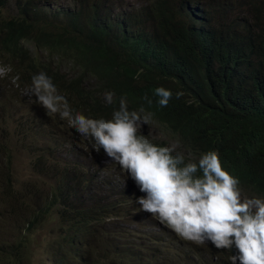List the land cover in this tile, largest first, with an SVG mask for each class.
<instances>
[{"label":"trees","instance_id":"trees-1","mask_svg":"<svg viewBox=\"0 0 264 264\" xmlns=\"http://www.w3.org/2000/svg\"><path fill=\"white\" fill-rule=\"evenodd\" d=\"M191 1L214 5L222 14L206 13L208 22L194 19L186 10ZM117 4L118 0H0V64L7 70L6 85L8 80L12 94L17 86L31 87L33 76L44 72L67 99L73 114L111 119L123 97L130 111L147 115L173 136L186 156L200 157L215 150L222 166L238 178L241 189L264 193V0H150L128 8L115 7ZM228 23L234 25L230 32L218 26ZM208 25L215 37L205 36L207 30L201 32ZM222 46L231 59H243L242 66L248 69L213 62L214 52H220ZM36 49L68 57L74 74L54 68L48 55L44 59L45 54L39 55ZM76 68L83 74L77 76ZM89 74L98 79L97 87L83 82ZM159 86L173 93L166 107H161L154 95ZM109 92L113 94L111 104L99 95ZM177 92L183 95L176 98ZM145 95L151 104L143 99ZM41 111L79 136L58 114L49 116L45 109ZM35 123L28 120L29 130ZM20 125L24 128L25 124ZM42 132L45 135V127ZM140 134L154 144L168 146L147 133ZM52 136L56 142L58 137ZM53 146L42 148L33 162L39 180L35 181L42 189L37 187L31 193L32 204L26 205L28 234L23 235V222L15 224L14 233L20 229L15 235L21 237L13 243L5 239L6 231L0 232V264L22 263L34 238L33 230L44 227L52 214L60 218L54 226L55 237L44 238V242L57 247L53 264H182L165 250L154 249L145 233L132 232L121 249L116 239L109 242L101 238L90 212L96 209L106 221L116 211L113 200L109 195L106 204L84 207L89 186L79 171L81 166H75L78 171L74 172L67 167L63 170ZM47 154L55 163L45 160ZM118 172H122L120 168ZM41 176L51 177L53 182L46 186ZM9 196L17 198L11 193L5 195L6 200ZM3 219L1 216L0 226ZM120 219L123 216L113 223L118 233H125ZM64 224L77 227L76 233L89 227L90 234L75 242L69 240L74 237H67V231L56 235ZM205 243L200 248L209 256L199 264H217L218 260L231 264L230 257L239 254L235 245L217 249L211 242ZM11 244L13 249L8 252ZM130 246L144 250L147 262L138 261ZM212 257L217 260L208 259Z\"/></svg>","mask_w":264,"mask_h":264},{"label":"clouds","instance_id":"clouds-1","mask_svg":"<svg viewBox=\"0 0 264 264\" xmlns=\"http://www.w3.org/2000/svg\"><path fill=\"white\" fill-rule=\"evenodd\" d=\"M115 7L122 6L117 4ZM214 7L201 6L191 1L186 10L193 14L194 19L208 22L206 13L222 14ZM218 26L225 31L229 28L228 32L234 29V25L230 27V23ZM205 31V36H214L210 25L201 30ZM212 57L213 62H223L231 69H248L242 66L243 59H231L224 46L217 54L214 52ZM3 69L5 74L2 86H5L7 70ZM8 83L7 80V86ZM30 91L47 115L58 114L81 135L93 137L94 143L99 145L97 150L103 148L106 157L115 162V170L120 168V175L124 176L125 172L129 176L126 184L119 179L103 190L107 194L106 203L110 195L116 210L125 209L124 219L121 220L123 222H119L125 223L126 230L125 233L122 231L117 241L120 249L128 235L137 232L147 234L154 249L165 250L171 258L182 264H199L209 256L200 248L205 242H211L217 249H232L235 245L239 254L230 257L231 264H237V260L240 264H264V193L241 189L238 178L222 166L217 151L209 150L200 157L192 154L186 156L177 151L176 144L160 146L151 142L148 136L138 135L142 123L149 124V117L130 111L123 97L111 119H105L91 118L80 112L73 114L67 99L58 93L52 78L44 72L33 76ZM154 95L158 97L157 103L166 107L173 93L170 89L159 86L154 89ZM175 95L179 98L183 93L177 92ZM143 99L148 104L152 103L147 95ZM105 101L108 104L113 102L111 92L106 93ZM53 135L58 137L52 144L60 163L65 158L67 168L77 170L75 166L80 165L79 171L92 166L87 162L82 165L78 160L68 161L67 156L61 152L62 147L65 150L71 147L72 150V143L77 142V136L74 139H61L59 133ZM50 183L46 185L49 186ZM245 194L250 196L244 197ZM91 197L92 195L84 196L82 204ZM141 219L152 221V224L144 226L145 222L140 223ZM132 222L138 223L135 229L129 226ZM76 229L77 227H70L66 230L67 237H74L69 240H83L90 234L89 227L77 233ZM130 247L138 261L145 262L144 250L136 246ZM208 259L217 260L213 257ZM217 264L228 263L218 260Z\"/></svg>","mask_w":264,"mask_h":264},{"label":"rangeland","instance_id":"rangeland-1","mask_svg":"<svg viewBox=\"0 0 264 264\" xmlns=\"http://www.w3.org/2000/svg\"><path fill=\"white\" fill-rule=\"evenodd\" d=\"M63 1V0H59ZM69 1V0H65ZM141 1L150 0H118V5L124 8L134 7L138 5ZM31 49L35 52V48L30 44ZM39 55L45 54L44 59L50 60L54 64V68L61 67L68 74L71 73L70 66H73L72 60L65 56H60L55 53H46V50L36 49ZM76 75L80 76L83 74L82 69L76 68ZM5 74V70L0 64V217L4 216L2 228L0 226V232H7L6 240L11 243L15 239H19L21 235H15L14 233L15 224L22 223L23 235L28 234L26 231L27 222L29 220V214H24L26 212V205L32 204L31 193L35 192L37 187H39L38 174L33 171V162H35L38 156L42 153V148L48 147L49 144L54 142V137L49 134L59 133L61 139L68 138L74 139V134L72 132L64 130L56 121L48 118L42 113L43 107L36 103L35 95L31 94V87H16V93L11 94L13 87H9L5 84L2 86V78ZM71 73L70 75H73ZM83 82L89 85V87L94 88L98 86V79L89 74L83 78ZM15 95V97H12ZM102 98H105V93L99 94ZM143 117V116H142ZM36 120V123L31 126L32 129L28 128V120ZM20 124H25L24 128ZM45 127V135L42 132ZM28 128V129H25ZM140 133H147L153 139H158L161 142H167L168 146L176 144L177 151L182 150V146L178 141L173 138L170 134L166 133L162 126L157 122L150 121L148 123H142L141 129L138 131ZM77 142L74 141L72 144L74 146L66 150L64 147L61 148V152L65 154L66 160L74 161L78 160L84 165L86 162L92 164L84 171L82 174L86 177L89 189L85 196L93 195L84 203V207L92 206L94 203L98 205H103L106 203L107 194L103 190L107 185L111 186L116 180H123L126 184L129 176L124 172V176L120 175L115 169V162L110 158L106 157L103 148H99V145L94 143V138L91 136L81 135L78 133ZM60 140L58 141V143ZM54 147V146H53ZM60 157L64 158L62 155ZM65 159V158H64ZM61 159V167L65 170L66 161ZM45 160L48 163H55L49 154L46 155ZM72 172L78 170H72ZM109 170V171H108ZM110 173V175H109ZM118 174V175H116ZM130 174V173H129ZM31 179V181H29ZM41 182L46 185L52 182L51 177L41 176ZM39 181V180H38ZM47 186V185H46ZM11 190V191H9ZM15 194L17 198H12L9 196L6 200L5 195ZM250 194H245L244 197H249ZM8 201V202H7ZM60 208V206L58 207ZM91 218L95 220L96 227L100 229L98 235L109 241L113 242L115 239L118 241L122 233H118V227L113 221L117 220V217H122L125 215L124 208H118L112 216L108 217L106 221L100 219V215L96 209H92L90 212ZM50 220L46 221V225L43 227H38L37 230H33L32 234L34 238L26 248L27 257L19 264H53V258L56 255L57 247L55 243L48 246L47 240L44 242V238L55 237L54 226L58 224L59 217L56 214ZM7 218V220H6ZM123 220V219H120ZM9 221V223H8ZM27 221V222H26ZM109 221V222H107ZM144 226L152 224V221L140 220ZM26 224V226H24ZM138 223H129L130 228L135 229ZM125 226V223L123 224ZM70 228V225L64 224L59 230H57L56 235L59 232H65ZM157 229V227L155 228ZM2 234V233H1ZM14 244L9 245L7 251L10 252L13 249ZM6 251V252H7ZM145 253V252H144ZM14 257V253H11V258ZM11 261H8L10 263ZM145 262L146 259H145ZM124 264H131L129 261H123ZM18 264V263H17ZM118 264V262L110 263ZM150 264V263H149Z\"/></svg>","mask_w":264,"mask_h":264}]
</instances>
